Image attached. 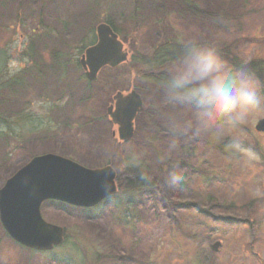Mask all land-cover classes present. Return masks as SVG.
<instances>
[{"label": "rangeland", "instance_id": "obj_1", "mask_svg": "<svg viewBox=\"0 0 264 264\" xmlns=\"http://www.w3.org/2000/svg\"><path fill=\"white\" fill-rule=\"evenodd\" d=\"M193 2L202 12L184 10L179 0H0V108L12 111L13 98L25 94L22 111L8 117L21 142L1 137L11 153L0 161V188L46 153L92 168L112 165L123 175L137 164L153 183L134 192L120 188L91 209L46 202L44 217L66 233L63 245L48 251L22 247L0 220V264H264V132L255 128L264 108L210 142L174 126L170 112L178 110L162 103L160 86L137 77L135 65L106 67L95 82L79 65L97 41V25L110 18L129 52L195 38L231 68L235 57L264 60V0ZM254 77L264 95V70ZM132 91L143 106L132 140L123 143L107 111L118 92ZM159 125L170 135L157 136ZM229 141L237 142V157L220 151Z\"/></svg>", "mask_w": 264, "mask_h": 264}, {"label": "water", "instance_id": "obj_2", "mask_svg": "<svg viewBox=\"0 0 264 264\" xmlns=\"http://www.w3.org/2000/svg\"><path fill=\"white\" fill-rule=\"evenodd\" d=\"M97 34V44L88 48L81 60L90 80L96 78L102 67H115L128 59L123 42L108 24H100ZM115 99V110L111 106L108 113L113 122L120 125V138L129 141L142 99L136 91L127 96L119 93ZM256 129L264 131V118ZM116 192V172L111 166L92 169L57 154L38 155L0 188V219L17 242L37 250H50L64 241V229L43 218L41 206L46 200L90 207ZM219 245L217 242L213 249H218Z\"/></svg>", "mask_w": 264, "mask_h": 264}, {"label": "clouds", "instance_id": "obj_3", "mask_svg": "<svg viewBox=\"0 0 264 264\" xmlns=\"http://www.w3.org/2000/svg\"><path fill=\"white\" fill-rule=\"evenodd\" d=\"M261 83L247 71L234 70L215 47L195 38L181 42L160 81L162 103L173 124L218 142L264 108Z\"/></svg>", "mask_w": 264, "mask_h": 264}, {"label": "trees", "instance_id": "obj_4", "mask_svg": "<svg viewBox=\"0 0 264 264\" xmlns=\"http://www.w3.org/2000/svg\"><path fill=\"white\" fill-rule=\"evenodd\" d=\"M179 5H181L184 10L194 11L195 14L202 12L199 10L198 6L195 7L196 4L193 2V0H179ZM203 14H205V13L203 12ZM121 15L125 16L126 14L123 13ZM200 15H202V14H200ZM125 17H127V16H125ZM111 20L112 19L110 18L107 22L113 26L114 30H116L114 25L111 23ZM34 40H33L32 45L38 43V42H35ZM181 42L182 41H178L177 39H169V40H165V41H162V42L155 44L153 47H151V49H148V50L147 49L146 50H134V51L130 52L129 61L126 64L135 65L137 67L136 75L142 81L150 82L152 84L160 86V81H161V79H163V77L165 75V70H166V67L168 65V62L176 54L178 48L180 47ZM30 50H31V48H30ZM59 51H62V50H53L52 54H54L55 56H58V55L63 56V53H61ZM219 52H223V51L220 50ZM230 60H231V62H233L232 67L235 70L243 69V70L247 71L248 73L253 74L258 79H259L258 75L261 72H263V70H264V60H261L259 62L254 61V62H249V63H244L243 60L240 59L239 57H235V58L230 59ZM23 73H20L18 76H15L9 80L15 82V81H17L18 77ZM0 82H1V80H0ZM87 84H88L87 86H83V87H85L88 90V92L91 93V90L89 89L90 83H87ZM22 95H25V94H22ZM22 95H20V96L17 95L16 97L13 98L11 104H13L15 107L12 111L5 112L0 108V141H2V138H1L2 136H4L5 134H10V136H12V139H17V140H19L17 142H19V143L21 142L20 139L22 137H20V135H21L20 133L15 134V136H14V134H12V131H14L15 127H11V125L8 124V117L10 114H14V113L22 111V108L24 107L22 105V101H23L21 99ZM86 97H88V96H84V97L80 98L79 100H82ZM23 121L24 120H22L20 122H23ZM27 121H28V123H31L30 119H27ZM36 128H38V127H36ZM7 129L11 130V132H8ZM23 129H25V128L23 127ZM157 131H158L157 136L167 137L170 135L171 129H169L165 126L159 125L157 127ZM157 139H158V137H157ZM232 142L229 141L228 144H225L223 146L221 145L219 149H220V151H222L225 154H227V152H228L229 155H233V156L237 157L239 155V152L236 149L237 142L236 141H232ZM12 143H14V142H12ZM10 148H11V146H7L4 143L0 144V161L7 159V157L11 153ZM129 167L130 168L126 172L123 171L124 175H123V173L119 174V180L122 176L128 177L126 183L124 182V183L120 184L121 188H125L128 191L134 192L136 190L148 188V187H151L153 185V183L150 182L149 178L147 176H145L144 172L139 168V166L137 164H130ZM254 221L255 220L252 219L253 224L255 226H257L256 228H260L259 225H262L261 224L262 222H256L255 223ZM252 230L254 231L255 227H253ZM254 235H255V231L253 232V236ZM212 244H211V247H212ZM205 250L206 249L203 248L202 252H205ZM200 259H202V263H205L206 259H207L206 253H202V255L200 256ZM158 263H159V261L155 262V264H158Z\"/></svg>", "mask_w": 264, "mask_h": 264}]
</instances>
